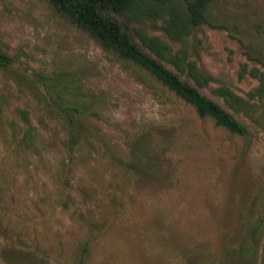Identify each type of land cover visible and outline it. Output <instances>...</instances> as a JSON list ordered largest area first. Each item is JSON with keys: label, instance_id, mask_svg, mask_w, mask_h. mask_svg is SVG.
<instances>
[{"label": "rangeland", "instance_id": "374dc122", "mask_svg": "<svg viewBox=\"0 0 264 264\" xmlns=\"http://www.w3.org/2000/svg\"><path fill=\"white\" fill-rule=\"evenodd\" d=\"M157 9L130 32L244 134L42 0H0V264H264V0H215L177 38Z\"/></svg>", "mask_w": 264, "mask_h": 264}, {"label": "trees", "instance_id": "16d2710c", "mask_svg": "<svg viewBox=\"0 0 264 264\" xmlns=\"http://www.w3.org/2000/svg\"><path fill=\"white\" fill-rule=\"evenodd\" d=\"M42 1L100 48L122 59L132 60L148 71L161 85L191 105L199 117H208L216 126L229 132L244 134L243 126L228 111L202 93L197 86L182 78L178 72L165 65V62L171 63L177 70L182 71V57L170 54L166 42L155 35L147 34L141 26H133V31L130 32L126 24L127 21L140 23L142 18L150 17L151 12L158 8L162 29L168 36L177 38L203 22L208 5L215 0ZM173 4L181 8L183 19ZM6 61L7 57L0 52V65H5ZM187 73L200 85L199 75L193 68ZM80 262L79 259V264Z\"/></svg>", "mask_w": 264, "mask_h": 264}]
</instances>
